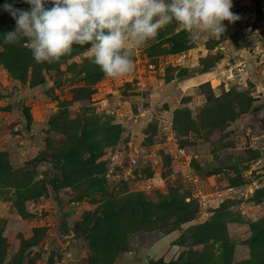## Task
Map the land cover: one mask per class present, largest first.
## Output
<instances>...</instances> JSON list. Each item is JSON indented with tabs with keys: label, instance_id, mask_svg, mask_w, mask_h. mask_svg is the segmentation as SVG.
<instances>
[{
	"label": "rangeland",
	"instance_id": "rangeland-1",
	"mask_svg": "<svg viewBox=\"0 0 264 264\" xmlns=\"http://www.w3.org/2000/svg\"><path fill=\"white\" fill-rule=\"evenodd\" d=\"M232 4L219 39L174 22L116 78L87 46L36 63L26 40L4 43L0 7V264H264V134L244 120L264 122V0ZM50 185L77 243L58 236Z\"/></svg>",
	"mask_w": 264,
	"mask_h": 264
},
{
	"label": "clouds",
	"instance_id": "clouds-1",
	"mask_svg": "<svg viewBox=\"0 0 264 264\" xmlns=\"http://www.w3.org/2000/svg\"><path fill=\"white\" fill-rule=\"evenodd\" d=\"M15 2L0 5L15 21L3 34L5 44L26 40L38 64L58 63L74 46H87L89 61L106 78L133 73L134 47L155 40L174 22L196 42L219 39L223 21L240 19L231 11L232 0H21L27 10Z\"/></svg>",
	"mask_w": 264,
	"mask_h": 264
},
{
	"label": "water",
	"instance_id": "water-1",
	"mask_svg": "<svg viewBox=\"0 0 264 264\" xmlns=\"http://www.w3.org/2000/svg\"><path fill=\"white\" fill-rule=\"evenodd\" d=\"M259 110L253 109L245 117V122L250 124L256 136L264 134V122L259 116ZM49 199L54 206L53 220L58 229V236L62 242L77 243L84 238L83 230L78 227V219L68 214L70 198L62 197L51 185L48 187Z\"/></svg>",
	"mask_w": 264,
	"mask_h": 264
},
{
	"label": "built area",
	"instance_id": "built-area-1",
	"mask_svg": "<svg viewBox=\"0 0 264 264\" xmlns=\"http://www.w3.org/2000/svg\"><path fill=\"white\" fill-rule=\"evenodd\" d=\"M243 68H236L234 69V71L231 68H227V69H222L219 74H220V78L224 81H231L234 80L236 77H238V73L240 71H242ZM120 157V152L119 151H111L108 155V163H107V167H106V175H109L111 173H113V171H115V167L118 164V160ZM133 160H135V158H132ZM261 161V160H260ZM263 162V160L261 161Z\"/></svg>",
	"mask_w": 264,
	"mask_h": 264
},
{
	"label": "trees",
	"instance_id": "trees-1",
	"mask_svg": "<svg viewBox=\"0 0 264 264\" xmlns=\"http://www.w3.org/2000/svg\"><path fill=\"white\" fill-rule=\"evenodd\" d=\"M191 44H192V43H186V44L181 45L180 50L185 49V48H187V47H190ZM24 110H25V112H26V114H27V113H28V109H27V108H24ZM78 227H79V226H78Z\"/></svg>",
	"mask_w": 264,
	"mask_h": 264
}]
</instances>
